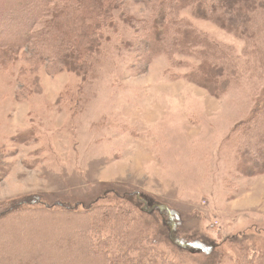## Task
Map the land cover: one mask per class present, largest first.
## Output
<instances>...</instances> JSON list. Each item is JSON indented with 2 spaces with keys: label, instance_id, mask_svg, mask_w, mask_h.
Wrapping results in <instances>:
<instances>
[{
  "label": "rangeland",
  "instance_id": "obj_1",
  "mask_svg": "<svg viewBox=\"0 0 264 264\" xmlns=\"http://www.w3.org/2000/svg\"><path fill=\"white\" fill-rule=\"evenodd\" d=\"M122 12L151 16L133 0L117 11L112 40L84 79L50 75L24 55L0 67V205L36 196L73 207L26 205L0 220V264H77L88 259L72 255L78 246L81 256L101 249L119 264H264V174L243 169L245 123L264 115L263 15L249 40L182 12L223 52L211 62L231 85L216 98L188 78L202 64L198 51L145 62ZM26 132L31 139H17ZM135 191L148 207L179 213L186 246L172 241L162 214L138 208ZM197 236L215 243L214 257L186 250Z\"/></svg>",
  "mask_w": 264,
  "mask_h": 264
},
{
  "label": "trees",
  "instance_id": "obj_2",
  "mask_svg": "<svg viewBox=\"0 0 264 264\" xmlns=\"http://www.w3.org/2000/svg\"><path fill=\"white\" fill-rule=\"evenodd\" d=\"M128 1L0 0V67L9 70L24 55L29 58L31 65L37 68L45 66L50 75L68 71L84 79L90 71L89 60L100 55L104 44L112 40L111 33L115 32L119 24L115 13ZM133 1L145 5L151 11L150 18L138 19L122 12L120 15L123 20L120 19L134 29L139 40L142 38L146 51L144 61L150 62L163 53L175 59L177 54L198 51L203 59L202 64L188 78L216 98L227 93L231 85L230 79L225 77V68L211 62V58L223 52L217 44L201 36L192 22L182 16V12L191 9L197 19L215 23L226 32L249 40L255 37L252 30L255 15L262 14L264 17V0ZM25 49L27 51H23ZM172 62L178 65L174 60ZM245 124L252 139L246 144L243 169L246 174L256 177L264 174V115L255 114V118L253 115ZM27 134L30 132L21 133L17 139L24 138L21 140L23 142L31 139ZM133 193L145 203L140 205L136 202L138 208L143 213L157 211L162 214L169 237L178 247L186 246L184 240L177 239V231L181 226L179 213L162 203L148 207L138 191ZM26 205H32V209L55 208L67 212L73 209L71 205L59 201L53 207L42 204L39 197L34 196L0 205V220L21 212ZM188 244V248L184 247L186 250H199L206 254V258L214 255L215 243L212 241L198 237ZM60 249L63 252L66 247L60 246ZM70 252L75 258H88L77 264H119L110 257L106 259L107 253L101 249L88 250L81 256L78 246ZM60 259H64L63 256ZM150 260L154 261L155 257L152 256ZM71 262L70 259H64L59 264ZM140 264H148V261L142 258Z\"/></svg>",
  "mask_w": 264,
  "mask_h": 264
}]
</instances>
